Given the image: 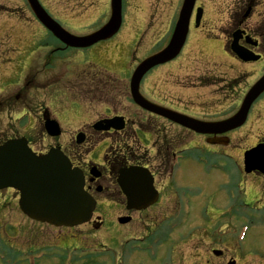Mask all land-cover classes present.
<instances>
[{"label":"rangeland","instance_id":"374dc122","mask_svg":"<svg viewBox=\"0 0 264 264\" xmlns=\"http://www.w3.org/2000/svg\"><path fill=\"white\" fill-rule=\"evenodd\" d=\"M109 1L39 0V3L60 16L58 23L67 32L81 36L108 20L111 12ZM182 1L123 0L125 19L122 13L121 31L111 42L76 53L59 51L54 55L52 49L59 44L35 23L26 2L0 0V142L11 137H25L33 151L44 152L50 146L58 145L67 155H73V138L77 131L90 129L104 116L125 115L130 125L148 123V116L130 100L128 70L132 73L145 57L164 48L174 29ZM197 3L205 7L202 26L213 31L214 39L203 41L199 36L202 33L194 31L175 61L146 76L141 90L146 99L166 108L206 122L219 121L239 110L245 92L258 78L260 70L264 71V65L262 69L259 63L241 65L226 54L227 41L218 36L224 25L229 28L231 24L233 0H198ZM261 11L257 9L248 25L250 29H256L255 34H260L259 41L264 47V23H255ZM11 29L15 31L10 33ZM105 44L108 47H104ZM113 46L117 48L114 52L111 51ZM12 49L17 51L12 52ZM126 50L130 63L127 54L117 64L109 59L110 55L120 58ZM18 52L22 56L15 68ZM6 57L15 60L8 64L4 60ZM13 69L17 74H12ZM253 105L247 123L228 136L226 152L229 157L238 158L240 169L229 163L226 176L213 172L211 166L228 163L227 157V161L220 160L211 147L210 150L202 149L197 152L196 159L207 161V166L190 160L181 163V172L188 174L184 181L177 180L176 170L174 176L171 175L175 181L174 204L171 199L169 204H164L163 199L148 212L134 215L132 225L116 227L114 234L111 227L106 228L102 224L97 231L83 225L70 232L77 237V247H72L68 241L76 238L63 236L58 239L61 236L59 232L27 220L13 209L14 206L4 205L0 208V264H92L90 262L96 258L99 264H114V256H124L125 249L109 243L112 238L118 240L124 230L128 236L125 240L133 237L143 240L152 232H145L146 226L151 224L157 226L147 240L154 236L156 244L150 246V240H145L144 246L149 243V250L154 253L153 264H226L231 258L235 259V264H264V209L256 207L257 200L264 197V179L245 175L241 157L243 151L264 138V96ZM44 109L51 118L59 120L62 135L55 140L44 135L40 116ZM186 139L189 141L190 136ZM111 143L116 149L118 145L114 140ZM128 144L133 149L137 147L132 140ZM89 145L93 151L98 150L95 142ZM110 150L111 147L108 152ZM144 154L153 159L152 151ZM165 176L166 173L162 178ZM166 181L170 183L171 179ZM182 190H185L182 193L184 203L175 198ZM248 199L255 202L257 212L252 211L254 208L250 207ZM237 204L248 208H235ZM242 210L244 215L229 217L230 212ZM125 213L114 212L105 219L111 223ZM101 214L97 210L96 215ZM162 220L163 223L160 222ZM242 225L247 231L245 240L240 243L237 234ZM36 233L45 236L33 237ZM165 235L166 239L163 238ZM5 242L17 249L25 242L44 247L35 250L34 254L40 257L32 263L17 260L18 254H14ZM213 249L221 250L222 257H214ZM138 252L136 250L135 264H152L150 255Z\"/></svg>","mask_w":264,"mask_h":264},{"label":"water","instance_id":"95a60500","mask_svg":"<svg viewBox=\"0 0 264 264\" xmlns=\"http://www.w3.org/2000/svg\"><path fill=\"white\" fill-rule=\"evenodd\" d=\"M195 0H184L179 20L175 25L172 39L164 51L147 58L136 69L131 78L130 91L132 99L144 110L158 113L167 119L194 130L209 132L217 130L221 132L239 128L246 118L251 104L264 91V76L251 88L242 103L239 112L229 121L219 124L198 123L191 119H186L170 111L155 107L143 100L138 92V86L146 72L157 65L175 59V56L183 48L188 31L189 16L193 9ZM40 24L46 27L61 43L69 47L86 48L93 44L108 39L115 34L121 25V0H112L110 21L98 32L90 36L77 38L70 36L54 21H52L37 3V0H27ZM244 61L251 55L242 54L234 49ZM100 126V125H99ZM107 125L104 130H107ZM115 127V125H114ZM45 129L49 136H58L59 127L55 122L46 120ZM100 129V128H99ZM78 136L77 143L81 142ZM245 172L258 171L264 174V146L261 145L252 149L245 155ZM141 179L143 191L133 192L136 188L131 184L132 178L123 174L118 183L126 194L130 207L145 208L154 201L151 192V179L144 176ZM84 180L80 171L71 168L68 159L59 149H51L47 155L36 156L27 147L25 140H13L0 146V189L13 188L20 192L19 206L21 211L29 218L48 223L53 226L73 227L87 222L94 209V202L84 192ZM135 190V189H134ZM153 199V200H152Z\"/></svg>","mask_w":264,"mask_h":264},{"label":"flooded vegetation","instance_id":"af4514ba","mask_svg":"<svg viewBox=\"0 0 264 264\" xmlns=\"http://www.w3.org/2000/svg\"><path fill=\"white\" fill-rule=\"evenodd\" d=\"M233 4L234 15L231 12V24L230 26L228 25L229 28H226L227 26L224 25L223 31H221V34L218 37L224 38L226 42L231 40L232 34L236 30L242 32L243 38L239 41V45H241L245 49L247 48L254 54L260 55V60H262L264 56V47L259 41L260 34H255V32H257L256 29H250L248 24L255 17V15L257 14L256 11L259 8L262 9V11L260 15H257V18L259 20L255 23L259 24V22L262 21L264 23V0H233ZM200 7L203 9V20L205 14V7L201 4H198L194 10ZM202 20L198 27H195V16L193 15L190 21V25L193 27V31L191 30V32L194 33V31H200L202 33V35H199L202 36L201 39L203 41H210L214 39L212 36L213 31L209 30L208 28H205V26L203 27ZM14 31V29H11L10 33H13ZM246 39H249L248 43H246ZM250 42L257 44L256 48L249 45ZM233 60L235 62L238 61L235 57L233 58ZM238 63L240 62L238 61ZM85 84L86 83L84 81L83 85ZM84 87L85 86H83L82 88ZM145 115H147V119L149 118L150 120L146 124L132 123L130 125L126 116L120 114L113 116L107 115L104 116V118L98 119L97 121L123 117L125 125L124 128L118 132L109 130L107 131V133H98L95 132L93 128H91L92 126H90V129L87 128L86 130L84 129L80 131L81 134L84 135L83 145H73L74 156L70 154L67 155L70 161L75 165V168L81 169V171L83 172V175L85 177L86 191L94 197L98 210L100 211V214L102 213L100 216L96 215L92 222L89 224L91 229H100L101 224H103L105 220V216L111 215V213L118 211L119 213L127 211V204L125 203L124 193L120 191L118 184L116 183L120 176V171L131 170L132 172H134V169L139 170L140 168L149 171L154 181V187L156 191H158L159 195L156 205L161 204L163 199L165 201L164 204H169L168 200L171 199V201H173L172 199L175 195L173 191L175 185L173 184L174 180H172L171 175L173 176L175 171L173 160L176 157L180 159V162L178 163L180 165L182 162L188 160L187 158H185L186 156L184 155V152L189 151L190 148L197 149L198 152H200L202 149L206 150L208 149L207 145H209L210 143L212 144V146L214 145L218 147V149L216 150L213 149L215 155H226V147H220V144L228 143V134L220 136H209L201 133L197 134L191 131L190 129H185L175 123L166 121L159 116L156 117L150 113H147ZM91 131L94 133H92ZM189 136L190 140L188 141V139L186 138ZM111 140H114V142L118 145L116 149L114 147L112 148ZM130 140L137 144L136 148L133 149V147L128 144V141ZM261 141L264 142V139H262ZM93 142L97 144V151H93L89 145ZM88 145L89 147L86 148V150H83V147H87ZM104 145L106 146L104 148V151L101 152L102 154H98L100 152L99 147H102ZM110 147L111 150L108 152L107 148ZM105 150L107 151L105 152ZM148 150L154 153L153 159H149V157L145 156L144 152H148ZM93 154L95 155L92 158L91 156ZM232 164L238 167V158L237 160L233 158ZM94 168V172L100 174L98 179H94L93 176L89 174V171L94 170ZM164 173H166V176L162 178ZM185 175V173L181 174L179 176L180 179L184 181L186 179ZM168 179H171L170 183L166 181ZM182 191H179L178 193H182ZM15 194L16 193L11 190L9 196L7 195L4 197L2 196V193H0V208L4 207V205L11 203L12 201H15V198H17ZM178 196H175V198L180 200L181 196ZM172 204H174V201ZM179 204L180 203L178 201V205ZM151 209L152 208L148 210ZM146 211L147 210H145L144 212ZM127 213L131 214L132 220L134 219V215L141 214L133 210L127 211ZM120 217L122 216L117 217L110 223L112 227V234H114L113 231L116 227H123H120V224H118V220ZM163 220L160 222L163 223ZM145 222L146 221H142V223L146 224ZM130 224H132V221L127 225ZM153 226L157 225L151 224L149 226L147 225L146 227L152 228ZM120 234L121 235L118 237V240L115 237L112 238L111 244L124 248L125 253L124 256L114 257V264H135L136 254L133 251L134 245L130 246L129 244H121V240L125 239L128 236L124 233V230ZM42 235L43 234H34L33 236L37 237ZM64 236L70 238L75 237V235H71L69 233ZM62 237L59 236V239H61ZM163 238L166 239V235ZM70 242L71 241H68L69 244ZM22 244L23 245L19 246L18 249L13 244H8V246L13 252H16L17 254L21 253V256L23 257H27L26 250H28V254L31 255L35 252V250H38V248L43 247V245L35 243L27 244L25 242ZM232 261L233 260L230 259V262ZM230 262H227L226 264H231ZM216 264L218 263L216 262Z\"/></svg>","mask_w":264,"mask_h":264}]
</instances>
